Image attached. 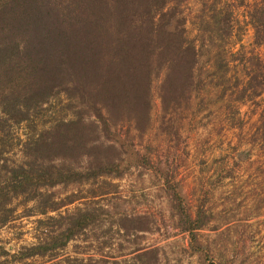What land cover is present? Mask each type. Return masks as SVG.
Instances as JSON below:
<instances>
[{
	"label": "rangeland",
	"instance_id": "374dc122",
	"mask_svg": "<svg viewBox=\"0 0 264 264\" xmlns=\"http://www.w3.org/2000/svg\"><path fill=\"white\" fill-rule=\"evenodd\" d=\"M211 1L185 0L182 5L189 35L203 45L190 92L170 98L162 69L153 79L148 122L136 127L119 121L109 138L91 133L103 145L86 150L125 158L124 170L43 189L58 200L79 197L59 212L91 211V223L59 256H32L12 264H264V91L253 92L245 71L257 63L255 54L264 58V45L255 43L247 12L255 0H230L232 37L223 47L221 25L208 24ZM221 48L222 55L237 58L229 67L216 59ZM1 96L0 90V141L6 144L0 151V174L4 162L25 160L23 141L80 108L75 100L68 105L61 93L36 104L28 120L15 123L2 118ZM85 118L90 122L94 116ZM29 153L38 165L55 164L65 176H82L93 160L75 153L51 161L52 152L38 157L30 148ZM16 201L13 216L34 205ZM44 217L26 215L0 227V244L8 241L13 253L36 242L42 234L36 220ZM56 218L50 220L51 230ZM145 248L154 252L145 254Z\"/></svg>",
	"mask_w": 264,
	"mask_h": 264
},
{
	"label": "trees",
	"instance_id": "16d2710c",
	"mask_svg": "<svg viewBox=\"0 0 264 264\" xmlns=\"http://www.w3.org/2000/svg\"><path fill=\"white\" fill-rule=\"evenodd\" d=\"M184 1L0 0L2 118L15 123L28 120L36 104L42 105L61 93L67 97L68 105L75 100L80 107L73 110L71 118L57 120L37 138L23 141L25 160L16 165L3 163L0 227L26 215L45 217L36 220L42 231L35 236L36 242L21 245L13 253L7 247L8 241L0 244V256L5 257L0 264L38 255L59 256L91 223V211L79 209L71 215L59 212L79 197L58 200L55 193L43 189L124 170L125 158L113 160L89 152L103 145L91 133L98 135L100 131L99 134L109 138L116 134L113 127L119 121L132 122L136 127L148 122L152 84L158 72L166 69L163 86L170 98L190 92L203 45L189 35L188 17L182 8ZM233 6L230 0L210 2L212 14L208 24L221 25L217 28L220 47L232 37ZM247 12L255 43L264 45V0H255ZM222 49L216 59L229 67L237 58L222 55ZM255 56L257 63L247 66L245 71L250 76L249 86L259 95L264 91V58L258 53ZM89 115L94 119L87 122L85 117ZM30 148L37 151L38 157L52 152L51 161L75 153L93 160L88 162L82 176L74 172L65 176L55 164L44 166L32 161ZM5 149L2 140L0 151ZM19 198L23 203L34 201V205L23 215L13 216L18 204L15 199ZM52 211L58 212V216L49 214ZM55 218L58 222L51 230L50 220ZM149 252L154 250H145V254Z\"/></svg>",
	"mask_w": 264,
	"mask_h": 264
},
{
	"label": "crops",
	"instance_id": "0c3cea01",
	"mask_svg": "<svg viewBox=\"0 0 264 264\" xmlns=\"http://www.w3.org/2000/svg\"><path fill=\"white\" fill-rule=\"evenodd\" d=\"M146 248H147V247H146ZM146 248H145V249H146ZM141 250H143V249H141ZM141 250H137V251L140 253V252H141Z\"/></svg>",
	"mask_w": 264,
	"mask_h": 264
}]
</instances>
